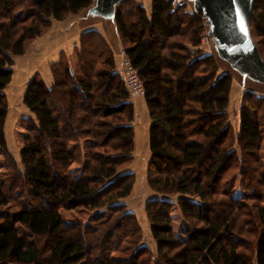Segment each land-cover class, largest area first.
Listing matches in <instances>:
<instances>
[{
    "label": "trees",
    "instance_id": "16d2710c",
    "mask_svg": "<svg viewBox=\"0 0 264 264\" xmlns=\"http://www.w3.org/2000/svg\"><path fill=\"white\" fill-rule=\"evenodd\" d=\"M94 0H0V149L7 174L0 185V264H264V96L245 90L234 143L227 108L233 75L213 48L202 47L201 12L172 0H123L114 24L124 54L144 88L150 125L146 183L155 252L140 244L141 228L121 201L132 190L135 110L112 51L96 30L81 33L78 72L59 57L52 84L33 77L20 166L5 139V88L13 57L47 34L52 21L82 14ZM149 10V12L147 11ZM249 31L264 59V0H253ZM91 140L83 170L69 167L80 140ZM238 177L241 187L233 194ZM226 186V187H225ZM178 207L186 238L172 230ZM95 218L64 222L59 210ZM16 224L25 228L20 233Z\"/></svg>",
    "mask_w": 264,
    "mask_h": 264
},
{
    "label": "rangeland",
    "instance_id": "374dc122",
    "mask_svg": "<svg viewBox=\"0 0 264 264\" xmlns=\"http://www.w3.org/2000/svg\"><path fill=\"white\" fill-rule=\"evenodd\" d=\"M95 1L96 0H94L93 4L89 8L96 6ZM137 1L143 4L146 7V9H148L150 0H137ZM182 2L187 6L188 9L194 10L193 2L189 0H182ZM118 4L115 5V10ZM88 9H86L82 13L83 14L82 17L86 19L85 23H91L92 25L93 24L92 22H97V21L103 22L102 25L105 29V32L107 33V36L109 37L110 42L114 47L113 49L112 47L109 46L112 51L113 57L115 53L117 54V51L118 54H121L123 47L121 45L120 39H118L116 43L115 37L112 35L113 33L111 32L113 30V25H115L114 19L110 20L109 18L92 15L88 13L87 11ZM147 11L149 12V10ZM204 24H205V19H204ZM205 30H206L205 36L202 38V42H201L202 47L203 49L206 50H209L211 48L214 49V43L212 41V37L208 35V26L206 24H205ZM45 35L44 37L46 40L50 38L49 35L51 34L48 33ZM40 39H41L40 37L36 38L29 45V47L27 48L26 52L23 55L14 56L12 58L13 59L12 78L10 83L5 88V95L8 104L7 117L4 126L6 147L9 153L15 158L19 166H20L19 149L20 146L22 145V141L25 134H27L28 132L26 129V123L24 121L32 117V114L23 104V95L26 86L28 82L35 76L41 78L42 75L46 77V75L51 74V69H50L51 64L48 63L46 66H42L41 63L39 62L41 61V59L39 58L38 54L39 51L43 48L41 44L42 41ZM113 50L116 52H113ZM68 54L64 55V53H61L59 57L60 56H62V58L64 57V60L66 58V60L70 65L71 70L74 69L75 72H78V64L75 55V48L72 52L68 51ZM219 59L222 62H224L223 66H226V68L232 72L233 78L237 81L236 90L235 92H232L230 106H228V110H227L228 121L230 122V125L233 130L232 133H233L234 143L232 148L237 149L238 146L236 143V136L238 134V110L243 95L245 93L243 92V90L250 88L254 91L256 95L264 96V83L253 80L250 77H242L241 73L231 69V67L225 60H222L221 58ZM28 65L30 66L29 70H28ZM121 65H122V55H121V59L118 60V65L116 67L118 73H120L121 77L123 78L121 73L122 70ZM241 91L243 92L242 98H241V93H242ZM130 100L133 103L135 110L134 120L132 122L135 133V145L133 151V162L131 166L128 168V170L134 174L135 180L131 193L121 201L126 205V210L132 212L135 215L139 223V226L141 228L140 244H145L153 252H155V242L151 237L149 221L144 211L145 202L153 198H165L175 201L176 197L175 198L174 196L167 197L166 195L156 194L152 192L147 186L145 175H146V164L149 159V152L144 141L147 136L145 128H146V124H147L146 121L148 119V116L147 115L145 116L143 111L140 112L139 109L137 110V96L130 93ZM79 146H80V155L78 159L69 167V172L72 177H77L83 170L87 160L88 152L92 146V141L87 139L85 140L81 139L79 141ZM261 154L264 155V138L261 146ZM7 162H8L7 158L4 157L0 149V185L4 182L6 177L5 175L7 174ZM231 186L233 188L232 191L235 196L239 193L240 190H242L238 184V177H236V179L234 180ZM59 214L64 222H77V221L82 222L84 224V232L86 234L89 231L94 219L100 218L99 215H103L104 213L103 211H100L99 213H93L83 209L73 210V209L61 208L59 210ZM171 218H172V223H171L172 230L178 237L185 239L187 234L185 232L184 224L179 214L177 206L173 207L171 211ZM16 228L19 234L25 232V228L19 224H16Z\"/></svg>",
    "mask_w": 264,
    "mask_h": 264
},
{
    "label": "water",
    "instance_id": "95a60500",
    "mask_svg": "<svg viewBox=\"0 0 264 264\" xmlns=\"http://www.w3.org/2000/svg\"><path fill=\"white\" fill-rule=\"evenodd\" d=\"M121 1L123 0H96V6L87 11L113 20L115 5ZM189 1L193 2L194 11L202 13L218 57L243 77L264 83V60L258 54L249 31L253 0Z\"/></svg>",
    "mask_w": 264,
    "mask_h": 264
},
{
    "label": "crops",
    "instance_id": "0c3cea01",
    "mask_svg": "<svg viewBox=\"0 0 264 264\" xmlns=\"http://www.w3.org/2000/svg\"><path fill=\"white\" fill-rule=\"evenodd\" d=\"M149 5H150V1H149ZM83 14H79V15H69L65 20L63 21H52V26L50 31L48 32L49 37L48 39L45 40V37H40L41 39V44H42V49L39 51V58L41 59V61H39L41 63L42 66H46L48 63H54L55 61L58 60L59 55L61 53H64V55L68 54L69 52H72L74 50V48L78 47L79 45V37L81 35L82 32L87 31V30H97L99 32L102 33V35L105 37L106 41L108 42L109 46L113 47V45L110 42L109 37L107 36V33L105 32V29L103 27V22L101 21H97V22H92L93 24L91 25V23H85V20L82 17ZM113 34V36L115 37V42L117 43L119 36L116 30L115 25H113V30L111 31ZM47 33V34H48ZM46 36V35H45ZM215 50V49H214ZM113 52H116L113 50ZM123 49L121 51V54H114V59H115V63L116 66L118 65V60L121 59V55H122ZM66 53V54H65ZM69 56V54H68ZM30 65V64H29ZM28 65V70L30 69V66ZM40 77V76H39ZM243 77V76H242ZM41 79L44 81V83L47 86H50L52 84L53 78L52 75H46V77H44V75L41 76ZM237 85V81L233 78L232 79V84H231V90H230V95H229V106H230V100H231V96H232V92H235L236 90V86ZM246 90V89H244ZM242 92V91H241ZM242 94V93H241ZM240 107V106H239ZM140 110L144 112V115L148 116V111H147V107L145 105V101L144 98H140L137 96V110ZM228 110V108H227ZM147 124H146V139H145V145L148 148V129H149V125H150V120L149 117L147 119ZM238 128H239V110H238Z\"/></svg>",
    "mask_w": 264,
    "mask_h": 264
},
{
    "label": "built area",
    "instance_id": "2783aa9c",
    "mask_svg": "<svg viewBox=\"0 0 264 264\" xmlns=\"http://www.w3.org/2000/svg\"><path fill=\"white\" fill-rule=\"evenodd\" d=\"M182 0H172V4H182ZM122 76L127 90L135 96L143 98L144 88L138 77L136 69H134L129 59L122 52Z\"/></svg>",
    "mask_w": 264,
    "mask_h": 264
}]
</instances>
